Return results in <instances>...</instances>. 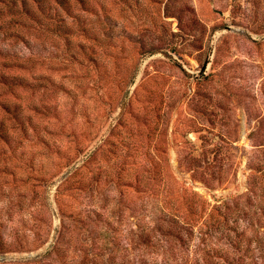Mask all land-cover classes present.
Masks as SVG:
<instances>
[{
  "label": "rangeland",
  "instance_id": "obj_1",
  "mask_svg": "<svg viewBox=\"0 0 264 264\" xmlns=\"http://www.w3.org/2000/svg\"><path fill=\"white\" fill-rule=\"evenodd\" d=\"M0 264H264V0H0Z\"/></svg>",
  "mask_w": 264,
  "mask_h": 264
},
{
  "label": "trees",
  "instance_id": "obj_2",
  "mask_svg": "<svg viewBox=\"0 0 264 264\" xmlns=\"http://www.w3.org/2000/svg\"><path fill=\"white\" fill-rule=\"evenodd\" d=\"M178 237V236H177ZM174 247V246H173ZM170 251V256H171V254H174L175 253V250H174V248L173 249H171V250H169Z\"/></svg>",
  "mask_w": 264,
  "mask_h": 264
}]
</instances>
